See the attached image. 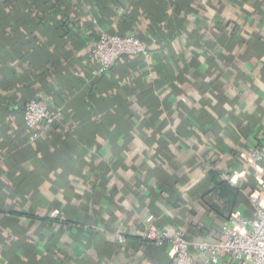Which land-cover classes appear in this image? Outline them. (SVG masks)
<instances>
[{
	"label": "crops",
	"instance_id": "obj_1",
	"mask_svg": "<svg viewBox=\"0 0 264 264\" xmlns=\"http://www.w3.org/2000/svg\"><path fill=\"white\" fill-rule=\"evenodd\" d=\"M130 31L147 55L91 75L98 33ZM31 100L57 125L26 127ZM263 142L264 0H0V264H170L145 219L220 240Z\"/></svg>",
	"mask_w": 264,
	"mask_h": 264
},
{
	"label": "built area",
	"instance_id": "obj_2",
	"mask_svg": "<svg viewBox=\"0 0 264 264\" xmlns=\"http://www.w3.org/2000/svg\"><path fill=\"white\" fill-rule=\"evenodd\" d=\"M146 53L145 42L139 35L130 31L120 36L100 32L89 54L91 74L102 75L122 56ZM63 115L60 106H50L43 100L27 102L22 111L26 127H48L59 121ZM244 159L261 175H264V142L251 148ZM225 180L235 184L233 177L224 175ZM253 213L244 216L233 213L220 228V240L197 238L186 241L182 231L169 233L168 228H160L153 215L145 219L144 239L158 246H167L171 251L170 264H196L193 252L198 253L204 264H217L220 258L228 256L238 264H264V189L251 193L248 197ZM56 209L49 217H56ZM117 243L125 242V237L116 235Z\"/></svg>",
	"mask_w": 264,
	"mask_h": 264
},
{
	"label": "trees",
	"instance_id": "obj_3",
	"mask_svg": "<svg viewBox=\"0 0 264 264\" xmlns=\"http://www.w3.org/2000/svg\"><path fill=\"white\" fill-rule=\"evenodd\" d=\"M139 37L145 42V39L141 36V35H139ZM91 69H92V67H91ZM91 72V71H90ZM92 75V74H91ZM26 103H24L21 107H20V114L22 115V111H23V107H24V105H25ZM63 114H64V111H63ZM63 116V115H62ZM22 122L24 123V121H23V118H22ZM57 123H58V121L57 122H55V123H53L52 125H50V126H48V127H54V126H56L57 125Z\"/></svg>",
	"mask_w": 264,
	"mask_h": 264
}]
</instances>
